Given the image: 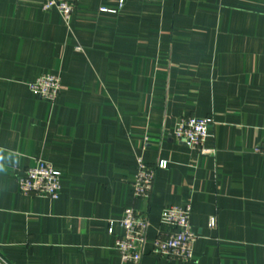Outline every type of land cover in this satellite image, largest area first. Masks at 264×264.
Instances as JSON below:
<instances>
[{
	"label": "crops",
	"instance_id": "crops-1",
	"mask_svg": "<svg viewBox=\"0 0 264 264\" xmlns=\"http://www.w3.org/2000/svg\"><path fill=\"white\" fill-rule=\"evenodd\" d=\"M42 2L0 0L1 257L130 264L114 247L130 206L148 216L140 264H179L150 241L165 206L189 204V264H264V0H78L69 25ZM47 72L52 103L28 85ZM183 116L212 120L210 155L174 138ZM136 155L156 168L148 201ZM37 158L62 175L56 200L18 189Z\"/></svg>",
	"mask_w": 264,
	"mask_h": 264
},
{
	"label": "built area",
	"instance_id": "built-area-1",
	"mask_svg": "<svg viewBox=\"0 0 264 264\" xmlns=\"http://www.w3.org/2000/svg\"><path fill=\"white\" fill-rule=\"evenodd\" d=\"M154 2L162 0H141ZM78 0H43V10L56 9L63 22L69 25L73 13L77 8ZM125 0H118L116 8H120ZM100 11L114 12L116 9L101 6ZM81 50L80 46L75 47ZM30 90L38 98L54 102L61 90V80L57 73H44L29 84ZM212 120L208 117L183 116L179 117L173 126V135L177 140H182L193 149H197L201 155H210L212 149L204 146L209 136V128ZM136 173L131 187L135 198L148 201L152 195L156 168L150 166L141 156L136 155ZM164 161L158 167H165ZM18 189L23 194L56 200L62 187V175L48 162L37 158L16 173ZM191 207L189 204L168 205L162 209L160 215L161 224L169 229L153 238L151 253L157 256L174 259L179 264H189L193 258V243L197 238L190 224ZM112 225V221H110ZM209 225H213L210 219ZM120 233L114 238V247L123 263L140 264L143 256V248L147 242L146 232L148 228V216L144 211L134 207H123L122 217L118 220ZM109 233L112 228L109 227ZM0 264H10L0 255Z\"/></svg>",
	"mask_w": 264,
	"mask_h": 264
}]
</instances>
